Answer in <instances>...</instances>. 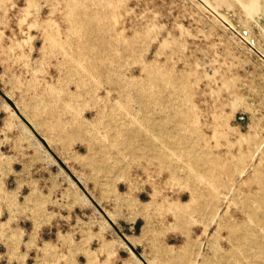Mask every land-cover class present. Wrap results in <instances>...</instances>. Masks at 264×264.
Wrapping results in <instances>:
<instances>
[{
	"label": "rangeland",
	"instance_id": "obj_1",
	"mask_svg": "<svg viewBox=\"0 0 264 264\" xmlns=\"http://www.w3.org/2000/svg\"><path fill=\"white\" fill-rule=\"evenodd\" d=\"M4 246L264 264V0H0Z\"/></svg>",
	"mask_w": 264,
	"mask_h": 264
},
{
	"label": "crops",
	"instance_id": "obj_2",
	"mask_svg": "<svg viewBox=\"0 0 264 264\" xmlns=\"http://www.w3.org/2000/svg\"><path fill=\"white\" fill-rule=\"evenodd\" d=\"M1 226H2V223H1ZM3 227V226H2ZM16 230H22L23 231V233L25 234V233H27L25 230H24V228H17L16 227ZM34 232V229H31L30 230V232H28L29 234H31V233H33ZM0 250L2 251V250H4V251H10V249H5V246L3 247V248H1L0 247ZM32 249L31 248H27V251H31ZM120 257V254L118 253V261H120V264H132L131 262H130V260L127 258V257H121V258H119ZM2 258V255H0V259ZM1 260H3V261H1ZM0 260V262L2 263V264H5V263H7V259H5V258H2ZM0 263V264H1Z\"/></svg>",
	"mask_w": 264,
	"mask_h": 264
},
{
	"label": "bare ground",
	"instance_id": "obj_3",
	"mask_svg": "<svg viewBox=\"0 0 264 264\" xmlns=\"http://www.w3.org/2000/svg\"><path fill=\"white\" fill-rule=\"evenodd\" d=\"M116 21V20H115ZM78 28V27H77ZM66 29V28H65ZM79 29V28H78ZM78 31V30H77ZM62 38V37H61ZM55 54V53H54ZM62 57V56H61ZM76 57V56H75ZM81 65V64H80ZM83 67V66H82ZM74 69V68H73ZM72 71V70H71ZM92 76V75H91ZM73 78V77H72ZM74 81V80H73ZM73 85V84H72ZM109 85V84H108ZM77 91V90H76ZM90 103H92V102H90ZM138 122V121H137ZM93 124V123H92ZM190 150H192V149H190ZM210 161V160H209ZM200 178V177H199ZM189 190V189H188ZM243 192V191H242ZM232 244V243H231ZM239 264V263H238Z\"/></svg>",
	"mask_w": 264,
	"mask_h": 264
}]
</instances>
